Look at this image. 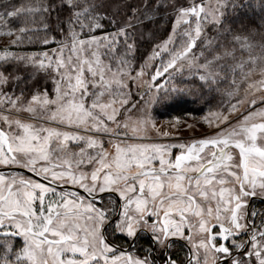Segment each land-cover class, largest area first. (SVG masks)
Segmentation results:
<instances>
[{"label": "snow or ice", "instance_id": "snow-or-ice-1", "mask_svg": "<svg viewBox=\"0 0 264 264\" xmlns=\"http://www.w3.org/2000/svg\"><path fill=\"white\" fill-rule=\"evenodd\" d=\"M0 264H264V0H0Z\"/></svg>", "mask_w": 264, "mask_h": 264}, {"label": "rangeland", "instance_id": "rangeland-1", "mask_svg": "<svg viewBox=\"0 0 264 264\" xmlns=\"http://www.w3.org/2000/svg\"><path fill=\"white\" fill-rule=\"evenodd\" d=\"M188 107H192V108H195V107H198V105H190ZM173 114H177V113H173Z\"/></svg>", "mask_w": 264, "mask_h": 264}]
</instances>
